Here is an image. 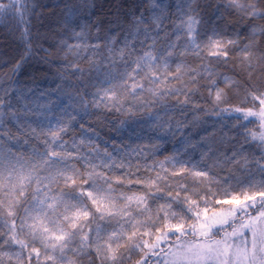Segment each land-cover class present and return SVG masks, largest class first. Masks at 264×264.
Here are the masks:
<instances>
[{
    "label": "snow or ice",
    "instance_id": "obj_1",
    "mask_svg": "<svg viewBox=\"0 0 264 264\" xmlns=\"http://www.w3.org/2000/svg\"><path fill=\"white\" fill-rule=\"evenodd\" d=\"M0 21L25 44L0 58V264H264V0Z\"/></svg>",
    "mask_w": 264,
    "mask_h": 264
},
{
    "label": "trees",
    "instance_id": "obj_2",
    "mask_svg": "<svg viewBox=\"0 0 264 264\" xmlns=\"http://www.w3.org/2000/svg\"><path fill=\"white\" fill-rule=\"evenodd\" d=\"M41 2L54 6L60 3L61 0H41ZM44 11L48 12L49 9H44ZM32 23L34 27L31 29V38L33 40V46L36 47L37 32H46L49 24L46 19L37 21L35 18H33ZM23 27L15 21H0V58L7 60L23 51L25 47L24 40L22 39ZM43 46L49 47V43L45 42ZM0 71H4V69H0ZM75 132L79 133V129L77 128Z\"/></svg>",
    "mask_w": 264,
    "mask_h": 264
}]
</instances>
